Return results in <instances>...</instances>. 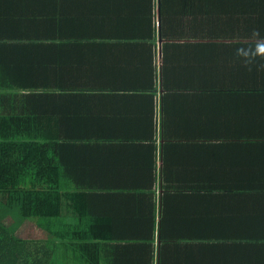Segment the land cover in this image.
I'll use <instances>...</instances> for the list:
<instances>
[{"label":"crops","instance_id":"0c3cea01","mask_svg":"<svg viewBox=\"0 0 264 264\" xmlns=\"http://www.w3.org/2000/svg\"><path fill=\"white\" fill-rule=\"evenodd\" d=\"M253 29L264 0H0L60 228L98 222L112 264H264V69L235 55Z\"/></svg>","mask_w":264,"mask_h":264},{"label":"trees","instance_id":"16d2710c","mask_svg":"<svg viewBox=\"0 0 264 264\" xmlns=\"http://www.w3.org/2000/svg\"><path fill=\"white\" fill-rule=\"evenodd\" d=\"M11 41L15 40L0 36V54ZM4 73L0 69V264H112L100 260V242L109 232L92 228L98 222L81 230L60 228L66 221L64 190L51 181V137L40 131L42 119L31 117L25 105L24 110L18 107V97L27 94L9 92L13 82ZM13 212L32 219L47 238L16 236L4 220Z\"/></svg>","mask_w":264,"mask_h":264},{"label":"clouds","instance_id":"9594fccd","mask_svg":"<svg viewBox=\"0 0 264 264\" xmlns=\"http://www.w3.org/2000/svg\"><path fill=\"white\" fill-rule=\"evenodd\" d=\"M251 38L253 43L248 47L237 48L235 55L249 71L254 67L257 70L264 69V36H261L259 29H253Z\"/></svg>","mask_w":264,"mask_h":264},{"label":"rangeland","instance_id":"374dc122","mask_svg":"<svg viewBox=\"0 0 264 264\" xmlns=\"http://www.w3.org/2000/svg\"><path fill=\"white\" fill-rule=\"evenodd\" d=\"M4 220L20 238L34 240L47 238V234L39 229L32 219H22L18 212H13L11 217H6Z\"/></svg>","mask_w":264,"mask_h":264}]
</instances>
